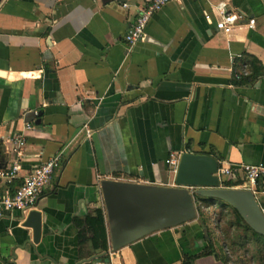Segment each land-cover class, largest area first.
I'll return each instance as SVG.
<instances>
[{
	"label": "crops",
	"instance_id": "1",
	"mask_svg": "<svg viewBox=\"0 0 264 264\" xmlns=\"http://www.w3.org/2000/svg\"><path fill=\"white\" fill-rule=\"evenodd\" d=\"M144 1L0 0V169L17 158L11 140L25 135L17 174L0 178V190L12 192L61 152L31 209L40 214L37 241L22 225L27 213L0 216V264H180L204 245L196 220L111 251L99 181L171 186L169 152L264 166V74L231 82L242 54L264 69V0L170 1L127 46ZM218 3L253 18V28L217 32ZM219 186L248 189L241 178ZM263 190L252 193L262 213ZM192 263L223 264L214 255Z\"/></svg>",
	"mask_w": 264,
	"mask_h": 264
},
{
	"label": "water",
	"instance_id": "2",
	"mask_svg": "<svg viewBox=\"0 0 264 264\" xmlns=\"http://www.w3.org/2000/svg\"><path fill=\"white\" fill-rule=\"evenodd\" d=\"M37 124V121L35 122ZM217 161L206 154L181 152L171 186L101 179L98 188L105 211L111 251L146 235L197 217L195 196L214 198L233 207L256 233L264 235V216L248 189L221 187L215 176ZM198 187L195 194L186 187ZM36 242L40 214L27 212L22 222ZM189 264H193L192 260Z\"/></svg>",
	"mask_w": 264,
	"mask_h": 264
},
{
	"label": "built area",
	"instance_id": "3",
	"mask_svg": "<svg viewBox=\"0 0 264 264\" xmlns=\"http://www.w3.org/2000/svg\"><path fill=\"white\" fill-rule=\"evenodd\" d=\"M173 0H145L138 8L137 13L128 26L123 40L127 46L139 41L144 33L145 25L150 16L157 12L166 3ZM216 10L219 15L218 19L213 22V26L217 32L229 34L236 26H245L252 29L254 25L253 18H246L244 14L236 11H228L223 3L216 4ZM206 22L211 23L208 13L203 14ZM244 21V23H242ZM247 73L246 66L243 65L240 70L235 73V78L244 76ZM11 77H24L21 73L11 72ZM24 129L33 130L32 123H26ZM87 134V132H86ZM11 142L13 143L12 151L15 152L17 158L12 160L4 168L0 169V178L7 183L16 176L19 169V159L21 149L25 145V135L22 131L16 135ZM180 152H169L164 160L169 169L175 172ZM61 152H58L47 159L33 165L28 173L22 178L21 182L14 187L12 192L0 190V216L8 212H18L20 215L30 211L38 198L43 194L45 188L49 185L52 173L61 165ZM215 176L218 184L221 185L226 181H234L241 178L243 182L248 183V190L252 193L259 186L264 189V166L261 164H230L225 161H217ZM240 174L241 177H237ZM222 187V186H221ZM189 193L195 194L198 187H186ZM264 191V190H263ZM264 216V213H262Z\"/></svg>",
	"mask_w": 264,
	"mask_h": 264
},
{
	"label": "trees",
	"instance_id": "4",
	"mask_svg": "<svg viewBox=\"0 0 264 264\" xmlns=\"http://www.w3.org/2000/svg\"><path fill=\"white\" fill-rule=\"evenodd\" d=\"M238 64H244L247 69V73L244 76H240L239 78H235L236 69L232 71L231 74V82L234 85H248L251 84L254 80L264 74V69L260 65V63L250 55L242 54L239 58L234 61V68L238 67ZM216 159L217 157L212 154ZM197 201H199V205L196 207L197 212V220L198 227L200 228L201 233L204 232L202 242L204 245L202 248L196 252L195 254H181V262L180 264H189L190 260H193L198 257L206 256V255H214L219 261L224 263L226 257L217 253L214 249V246L211 243V238L209 234V222H213L216 218L221 220L222 217H226L231 215L232 219L227 220V227H234L237 234H235V238L237 241H233L231 243L232 247L242 248L243 245L248 244L250 241H256L259 243L261 250H264V235L254 232L237 214L236 210L231 207L229 204L225 202L214 199V198H203L195 196ZM211 214L213 218L211 217ZM216 216V217H215ZM214 223V222H213ZM217 225L218 222H217ZM238 231V232H237ZM236 257V256H235ZM237 259V257H236Z\"/></svg>",
	"mask_w": 264,
	"mask_h": 264
},
{
	"label": "rangeland",
	"instance_id": "5",
	"mask_svg": "<svg viewBox=\"0 0 264 264\" xmlns=\"http://www.w3.org/2000/svg\"><path fill=\"white\" fill-rule=\"evenodd\" d=\"M197 205H199V202ZM211 217L213 218L212 214ZM231 219L232 216L229 215L226 217L223 216L221 220L215 218L213 220L214 223L209 222L211 243L217 253L226 257L223 264H264V250H261L258 242L250 241L248 244L243 245L242 248L232 247L231 243L237 241L235 238V234L237 233L234 227H227L226 222ZM195 220H197V217ZM217 222L219 225H217ZM196 224L198 225V221L196 223L194 222V229L198 228L196 236H194L196 240L202 241L204 232L201 233L200 228L196 227ZM193 238L191 240H194Z\"/></svg>",
	"mask_w": 264,
	"mask_h": 264
}]
</instances>
